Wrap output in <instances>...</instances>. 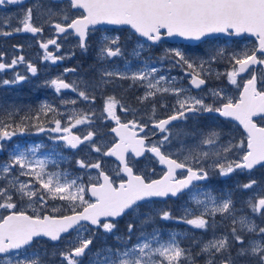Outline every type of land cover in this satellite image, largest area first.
<instances>
[{
  "label": "snow or ice",
  "instance_id": "1",
  "mask_svg": "<svg viewBox=\"0 0 264 264\" xmlns=\"http://www.w3.org/2000/svg\"><path fill=\"white\" fill-rule=\"evenodd\" d=\"M55 3L67 5L52 15L59 16V21L49 20L56 34H74L78 37V46L86 51L89 31L97 25H127L138 37L136 45L131 50V57L140 60V65L134 67L131 60H125L123 69L119 67L102 68L100 79L91 85L93 92L89 93L86 81L83 90L76 81L65 82L63 76H58L44 82L45 87H51L59 95L62 89H71L78 96L94 103L96 88L115 84L117 80H128L129 88H143V95L137 97L140 104L165 94L175 97L172 114L156 118V105H152V114L148 121L139 114L138 108L125 105L114 95L104 98L101 109L90 112H68L67 120L54 119L41 121V113L46 118L49 113L63 116L56 107L44 103L40 111L32 119L21 118L20 123L5 122L0 119V152L4 151V141H10L18 134L24 133L30 126L39 133H56L50 139L63 142L67 149L79 151L87 146L89 156L92 153L102 157H115L119 164L115 176L109 175L102 167V159L90 162L83 157L75 163L85 173L94 169L96 175H88V182L82 176H73L68 170L48 171V159L36 158L40 145L28 147L19 146L9 153L6 163L0 164V264H49L45 259L47 251L41 252L33 248L39 238H47L51 242L65 240V247L59 251L60 264H82V258L90 256V264H196L195 256L190 248L181 246L178 233H172L168 239H163L160 232L141 230L137 242L128 246L131 236L137 230L136 221L143 226L153 223L157 216L161 220H171L174 217L170 210L149 209L142 212L144 205L163 202L171 198H179L186 193L199 191L190 195L189 199L197 206L195 209L184 208V215L177 218L192 228L207 230L215 228V219L211 222L206 218L231 217L232 227L229 233L193 243L199 245L195 255L206 257L204 264H264V226H259L255 217L264 219V185L255 178L239 184L245 190L256 189V194L247 201L251 215L237 216L241 211L235 208L231 196L219 199L211 190L198 189L197 183L208 181L213 175L221 178L229 177L237 171L246 172L249 176L256 169H264V125L254 119L264 120V72L259 75L256 66H264V0H53ZM24 0H0V7L5 5H22ZM78 13V14H75ZM19 27L15 32H26L37 35L43 32L44 25L33 23V8L23 11L19 19ZM2 35H11L4 31ZM244 34L256 38V47L252 49L235 50L228 53L230 69L224 73H215L216 79L226 76L228 83L240 89L238 98L228 96L223 89H209L212 102L206 101L203 95H193L191 89L177 87L176 77H166L160 74V69L151 66L154 61L141 60L142 52L147 42L158 44L165 37H179L189 42L208 43L212 45L214 38L220 35L241 37ZM54 45L59 51L60 44L56 38L41 42L44 49V60L55 63L65 57L55 56L48 51ZM124 55L120 46V37L103 36L98 42L97 57L100 61H108L113 57ZM225 49L209 47L204 56L191 57L181 48L165 49L160 62L167 60L171 66H179L186 77H190L191 88L201 89L205 85V77L213 73L211 65L223 59ZM3 53H0V58ZM25 58H13L11 63L0 62V72L14 69L18 64H24ZM27 71L33 76L38 69L27 62ZM75 69H65L74 72ZM250 73L243 79L242 74ZM238 77L243 79L242 87ZM27 77L17 73L13 80H3L4 85L15 84ZM180 79H183L181 77ZM62 104L76 101L62 100ZM167 108L166 103L160 104ZM119 112L131 114L132 119L124 120ZM218 114L220 117L231 118L243 127L245 139L233 142L229 139L220 145L223 133L211 129L207 133L200 131V140L191 146H182L172 150V142L181 135L195 136L196 133L176 129L173 122L184 121L189 114ZM11 119L13 113H7ZM97 121L114 122L110 128L113 134L111 140L99 139L106 135L94 130ZM54 127H46V124ZM151 125L150 132L146 131ZM85 126L89 130L85 135H78L74 130ZM143 134V135H141ZM159 138L152 140V136ZM150 153L159 165L163 166L162 175L158 179H148L142 172L136 170L138 158ZM18 169V175L16 171ZM20 177H27L21 180ZM117 180L119 182L117 183ZM38 185V187H37ZM90 195L91 199H86ZM60 200L66 206L48 208L49 201ZM27 202V207L33 214L20 207ZM202 209V210H201ZM64 211L67 214L53 215ZM199 214H196V213ZM131 216L127 224V239L116 236L123 247H101L92 250L97 239L114 235L118 218ZM73 233L75 235H73ZM251 234L252 238L246 237ZM233 249L235 254L233 255ZM57 252L53 250L52 257Z\"/></svg>",
  "mask_w": 264,
  "mask_h": 264
},
{
  "label": "rangeland",
  "instance_id": "2",
  "mask_svg": "<svg viewBox=\"0 0 264 264\" xmlns=\"http://www.w3.org/2000/svg\"><path fill=\"white\" fill-rule=\"evenodd\" d=\"M40 8L43 10V15L41 16V22L45 24V21L49 20V17H51V12H53L54 10L51 6H46V4ZM62 8H65V7H60L56 9L55 11H59ZM19 19L20 18H17V20H14V21L18 22ZM105 35L109 37H117V36L120 37V46L124 50L123 56L113 57L108 61L98 60V57H97L98 42ZM50 38H54L53 36H51V33H41L39 38L36 37L31 41L33 42V44L35 42V46H40L41 42H47V40ZM73 41L75 40H73L72 36H66V37L57 39V42L60 44V47H62L61 53H59L60 50L58 52L57 51L52 52V49H56L54 45H52L53 46L52 49L48 50L52 52V54L55 56L65 57L64 59L60 60L61 64L60 63L58 64L57 61L56 63L52 64L51 61L44 60L45 51H43L44 49L42 48H40V50L38 49L37 51L33 49V51H28V53H24L22 56L25 58V63L18 65V70H19L18 73L24 76L30 75L31 84L33 86L41 85L42 87L44 86V82L46 80H51L53 78H56L62 75L63 78L65 79V82L72 83L73 81H76L78 84V87L82 90L85 87V85L83 86V83H80V81H83L82 75L77 73V70H76L77 68L81 66L80 63L76 64V61L78 59L92 60L91 65L84 64L83 74L86 75L85 78H90L93 75H95V73H92V74L88 73V72H92V70L94 69L96 72L98 69L99 74L102 68L119 67L123 69L125 60H131L134 67L140 65V60H136L130 55L131 50L136 45L137 38L134 37V35L129 30L92 31L89 33V37H88L89 47L87 48L86 51L81 50L78 46V42L74 43ZM168 48H181L182 50L186 51L189 55L191 54V52L188 49H183L182 47L176 46V45H168L167 43H161V45L159 46L151 47L147 44L145 50L142 52L141 60L149 59L151 61H154L155 63L152 64L151 66H155L159 68L160 74L165 75L166 77H176L177 78V83H176L177 87L183 86L185 88L191 89L189 86L190 77H186L183 70L179 66L173 67L170 65V63L167 60L163 62L159 61V58L162 55H164L165 49H168ZM203 51L205 50L202 48L199 50V52H196L195 54L202 55ZM60 61L58 60V62ZM27 62H31L37 67L38 69L37 75L33 76L31 73L27 71ZM92 62L94 63L95 66L99 64V68H96L97 66L93 68ZM66 68L75 69V71L65 72ZM212 69H213V73H211L208 77H205V78H208L210 82L214 84V86L208 87L202 93L193 94V95H203L205 96V98H212L209 92V89H223L219 85L220 83L219 79H216V76H215V73L217 72L221 73V71L220 70L218 71V69L214 70V68ZM181 77H183V79H180ZM124 81L128 82L126 87H124L125 88L124 90L127 91V90L133 89V88L128 87V85L130 84V81L128 80H124ZM117 82L118 81H116V83ZM21 83L22 81L19 83L13 84V86L15 87L19 86ZM119 84L120 83H118L117 85ZM1 85H2L3 93L6 91V87L10 86L9 84L6 86L3 83H1ZM45 88H47L46 92L48 93L46 95V92H45V97L43 98V100L39 102V105H38L39 111H40V106L44 103L51 104L56 108L59 106H62L59 112L65 115L58 116L57 119H62L64 121L67 120L66 114L73 109H76L77 111H84V112H90L93 109H97V110L101 109L103 106V100L105 98V97H96L95 102L90 103L88 101L82 100L78 96V94L76 92H73L71 89L65 92H61L58 95L53 88L51 87H45ZM89 88H92L91 85H89ZM105 88L111 89L112 85H106ZM114 88H119V87L114 86ZM134 88L139 89V87H134ZM143 92H144V89H142L140 96L143 95ZM126 95L116 96V97L123 102ZM128 97L129 99L132 100L133 97L135 96L133 95V93H129ZM98 99L101 100L100 105L98 104V101H97ZM17 100H18L17 97H14L13 100L10 97L5 98V99H0V119H3L5 122H8V123L12 122L13 116H15L17 112L19 113L26 106L25 103L23 104V107H21L20 104L16 105L15 102H17ZM62 100H67V101L75 100L76 103L75 104H72V103L62 104L61 103ZM13 101L15 102L12 103ZM207 102L211 103L212 99L207 100ZM146 103L150 104L151 109L154 103L156 105V110L161 112L162 115H165V114L171 115L172 106L175 103V97L172 95H167V94L163 96L158 95L154 101L149 100ZM161 103H166L168 107L161 108L160 107ZM125 105H128V104H125ZM7 113H13L11 119L9 118ZM191 118L194 123H197L198 120L196 121L197 119L196 117H191ZM108 123L109 121L104 122V123L97 121V124L94 130H97V131H100L106 134L99 139L111 140V136L108 132L109 128L107 127ZM214 127H216V130L219 129L218 124L215 122V119H209V123L205 124L204 127L202 124V126L199 128V131L196 133L195 136L182 135L186 138V139L185 138L182 139L184 141L179 140L173 143L178 146L177 149L182 146V143H183V146L185 147L194 145L201 138L199 135L200 131L207 133L209 130L214 129ZM88 130L89 129L87 127L80 126L78 130H74V131L78 135H85ZM28 131H29L28 133L24 132L22 134H18L17 136L13 137L10 141L3 142L5 145V149L0 154V164L6 163L8 161L9 153L16 146H19L21 149L26 150L28 147L40 145L41 147H39L36 152V158L48 159L50 161L48 164V169H47L48 171L68 170V172H70L73 176H82L83 181L85 183L88 182L89 174H91L93 177L96 175V172L94 169H90L88 170V173H85V171L83 169H79L75 163L76 159L80 157H83L84 159L89 160L90 162H95L97 158H100L98 154L96 153H92L89 156V149L86 145L83 148H81L78 152H71L69 151V149L65 148L63 145H60L58 141L49 138L50 136L54 137L55 136L54 133H48V132L39 133L36 131V129H31ZM226 143H227V140L221 137L219 144L224 145ZM100 159H102V167L104 168V170L109 175L115 176V172L117 171V165L113 161L108 160L105 157H102ZM144 163H146V166L149 165L147 161ZM137 166L138 164L135 165L136 168ZM257 173L259 175L258 180L259 178L262 177L261 179H263V183L261 184L264 185V169H259ZM16 174L18 175V169L16 171ZM241 174L242 173L237 171L236 173L226 178H221L218 175H213L210 178L209 183L198 186V189L211 190L213 195H215L218 198V200L226 198L227 196L230 195L232 200L234 201L235 208L238 210H241V211L236 212L237 216L245 215V214L251 215L250 210L248 209L247 204L245 202L250 196H254L257 190L255 188L252 190H245L241 187H238V185L245 183L249 179L254 178V177L252 175L249 176L247 173H243L242 174L243 177L238 179L237 175H241ZM20 179L27 180L28 178L20 177ZM190 195H196L198 198L203 199L202 196H199L198 190H193V193L191 194L187 193L179 197L178 201H176L177 204L172 205V206L166 207L165 204H162L160 202H156L155 204L144 205V207L142 208V212L148 211L149 209H166V210L171 211L172 216L174 218L171 220H161L159 219V216H157L153 223L143 226V229H141L140 222L139 220H137L136 221L137 230L135 234L131 236L128 246L130 247L131 244H134L137 242V236H139L141 230L146 231V232H152L153 229H156L160 232L162 238L165 240L168 239L170 234L178 233L179 234L178 240L180 241L181 246L184 248L191 249L193 255L195 256L196 264H204L206 257L204 255H200V256L195 255L197 252H199V245L194 244L193 241L196 240V241L205 242L211 239L213 234L219 236L221 234L229 233L232 227V224H231L232 218L231 217L225 218L219 214H217L214 218L211 216H208L206 218L210 222L213 219H215V228L210 227L207 230L195 229V228H192L190 225H187L179 221L177 218L184 215L185 207L192 208V209H195L197 207L189 199ZM86 199H88L87 196H86ZM60 206H66L65 202L56 200V201H49V204H48L49 209H51L52 207H60ZM20 207L26 209L28 213L33 214L32 209L27 207L26 201L20 203ZM52 214L62 215L66 213L64 211H61L59 213H52ZM196 214H199V213L197 212ZM130 220H131V216H125L123 219H121V221H119L117 224V229L115 230V234L108 235L106 237V242H105V237L102 234L101 237L97 239V241L95 242L94 247L92 248L93 252H95L96 249H99L105 246L112 247L113 249L122 248L123 245L119 241L116 240V236H124L127 239V224L129 223ZM255 221L259 226H264V219L255 217ZM73 235L75 234L73 233ZM246 238L251 239L252 238L251 234H249ZM64 247H65V240H61L56 244H51L47 241H36L33 244L34 249L39 248L41 252H44L45 250L47 251V256L45 257V259L49 261V264H60V257L58 253L61 249H64ZM53 250L57 252V255L55 257H52ZM232 251L234 255L235 249H233ZM82 264H90L89 255H86L82 258Z\"/></svg>",
  "mask_w": 264,
  "mask_h": 264
},
{
  "label": "flooded vegetation",
  "instance_id": "3",
  "mask_svg": "<svg viewBox=\"0 0 264 264\" xmlns=\"http://www.w3.org/2000/svg\"><path fill=\"white\" fill-rule=\"evenodd\" d=\"M45 4H46V6H51L54 11L60 7H67L66 3L65 4H61V3L55 4V3H52L51 0H24V3L22 5H5L3 7H0V33L4 32V31L12 32L11 35H7V36L0 34V53H3V57L0 58V62L11 63L12 59L17 58V56H13V55H9V54L15 53L19 50H26L27 52L33 51L34 46L30 49L27 46L23 45V43L25 41L30 42L31 40L34 39L35 36L32 34H29V33H25V32L13 31V29L20 26L19 21L15 22L14 20H17V18H20L22 16L24 10H26L29 7H32L33 8V23L37 26H40L41 24H43L41 22V16H42L41 14H43V10L40 7H43V5H45ZM51 19L54 21H59V16L52 15V12H51ZM43 25H44V30L42 33H51V36H53L54 38H56V39L61 38V37L55 36L53 28L50 26V24H47V25L43 24ZM64 36H62V37H64ZM256 44H257V41L255 39L214 38L212 41V45H210L208 43H200L196 46H187V49L191 52V54H190L191 57L204 56L205 53L207 52V50L209 49V47H211V46H215L218 48L225 49L224 58L217 61L219 63L214 62L211 65L212 68H214V70L218 69V71L220 70L221 73H224L230 69V64H229L228 55H227L228 53L235 51V50H242V49H249L250 50V49L256 47ZM202 48L205 50L202 52L203 53L202 55L195 54L196 52H199V50ZM61 49H62V47H60L59 50H61ZM54 51H57V49H54ZM4 58H5V60H4ZM96 66H97V68H99V64H97ZM16 68H18L17 65L15 66L14 69H5L4 71L0 72V99H3V90H2V85H1L2 80L3 79L10 80V81L13 80L15 78V75L18 73ZM256 69H257L258 75L261 72H264V66L257 65ZM242 77H243V79H247L250 77V73L242 74ZM94 78H96V74H95ZM243 79L238 77V81H239L241 87L243 84ZM205 80H206V83L204 86L201 87V89H194V88L190 87L192 94L202 93L208 87L214 86V84H212L208 78H205ZM219 81H220L219 85L223 88L226 95L238 98L240 89L237 88L236 86L229 84L226 76H222L219 79ZM9 85L10 86L6 85L8 88L6 87V92L4 93V96L6 98H9V95H11L13 97L17 96L18 86L15 87L11 83ZM139 89L142 92L143 88H139ZM141 92L133 93V95L135 97H133L132 102L129 103V105L132 106L133 108H138L140 116L144 119L145 122H147L148 117H149L148 113L152 114V109L150 108V104H147V103L140 104L139 101L137 100V97L140 96ZM211 99L212 98H206V101L211 100ZM117 112H118V115H120L122 117V119H124V120L132 119V115L130 113L125 115L124 113H121L119 111H117ZM157 114H158V110H156V116H157ZM191 117H193L192 114H189V118L187 120L179 121L178 124L174 125L173 130L182 128L186 132L197 133L199 131V128L202 126V124L204 127L205 124L209 123V119H215V122L218 124V127H219L218 130L223 133V135L221 136L223 139H225L227 141L229 139H232L233 142L238 143L242 139H245V137H246V135L242 132L241 128L235 122L230 120L229 118L220 117L214 113L213 114L204 113V114L196 115L195 116L197 118L196 121L197 120L198 121H197V123H194ZM156 118L157 119L163 118V116L162 117H156ZM254 119L257 121L258 124L264 125V120H262L260 117H256ZM107 126H109V130H110V128L114 127L115 124H114V122L109 121ZM150 128H151V125L149 124V129H146V131L149 132V135H151V133L149 131ZM214 129H216V127H214ZM141 135H143V134H141ZM190 136H192V135H190ZM158 138H159V134L151 137L152 140H156ZM182 141H184V140H182ZM175 146L177 147V145H175L173 143L172 144V150L176 149ZM146 161L149 163L148 166H146V163H144ZM137 164H138V166H137L136 170L138 172H142L149 179H158L159 176L162 175L163 169L159 166L158 162L155 161V158L152 157V155L150 153L146 154V156L143 157V159L138 160ZM140 164H142V165H140ZM258 171H259V168L256 169L252 173V176L255 179L258 178V173H257ZM242 173H244V172H242ZM240 176H242V174L237 175V177H240ZM178 199L179 198H177L175 200L167 199L166 201L162 202V204H165L166 207L172 206V205L177 204L176 201H178ZM93 247H94V245L92 246V248Z\"/></svg>",
  "mask_w": 264,
  "mask_h": 264
},
{
  "label": "trees",
  "instance_id": "4",
  "mask_svg": "<svg viewBox=\"0 0 264 264\" xmlns=\"http://www.w3.org/2000/svg\"><path fill=\"white\" fill-rule=\"evenodd\" d=\"M81 61H84V60L81 59ZM87 62H89V61H87ZM28 85H27V83H25L24 85L20 86V88H19L18 104H20L21 107H23V104L25 103L26 106L19 113L17 112L15 114V116L12 119V122L14 121L16 123H20L21 118H23V117L29 118L27 122L30 125L35 122L32 118L35 117L36 113L39 111V106H38L39 102L41 100H43V98L45 97V92H46L47 88L39 85V86H33V90H32V89H30V87ZM47 93L48 92H46V95H47ZM97 101H98V104L100 105L101 100L98 99ZM124 101L131 102V100L128 97H125ZM57 109H58V111H60L61 106L57 107ZM57 118H58V115H56L55 113H49L46 118L44 117V115L42 113L40 116L41 121H44L45 119H47L48 121H52V120L57 119ZM46 127H54V124H51V123L46 124ZM31 129H35V128L30 126L25 131V133H28L29 132L28 130H31Z\"/></svg>",
  "mask_w": 264,
  "mask_h": 264
},
{
  "label": "bare ground",
  "instance_id": "5",
  "mask_svg": "<svg viewBox=\"0 0 264 264\" xmlns=\"http://www.w3.org/2000/svg\"><path fill=\"white\" fill-rule=\"evenodd\" d=\"M23 45L27 46L28 48H32L34 46V44L32 43V41L30 42H27L25 41L23 43ZM81 64V66L79 68H77V73L81 74L82 75V79L83 81H86L88 83V85H93L94 83L98 82L99 79H100V74H99V71L97 69V72L94 70H92V72H88L89 74H92V73H95L96 74V78H93V77H90V78H85L86 75L83 74V69H84V64H87L89 65L88 62L86 61H81L79 62ZM91 65V64H90ZM93 68H95L96 66L94 64H92ZM97 68V67H96ZM118 82L115 83V84H108V85H112V88L111 89H106L104 85L103 88H96L95 89V96L96 97H106V96H109V95H114V96H124L126 94H129V93H138V92H141L140 89H136V88H133L131 90H124L126 87V85L128 84L127 81H124V80H117ZM118 83H120L119 85H117ZM85 84H83L84 86ZM115 87H119V88H114ZM84 89V88H83ZM82 89V90H83ZM89 93L92 94L93 92V89L92 88H89Z\"/></svg>",
  "mask_w": 264,
  "mask_h": 264
},
{
  "label": "water",
  "instance_id": "6",
  "mask_svg": "<svg viewBox=\"0 0 264 264\" xmlns=\"http://www.w3.org/2000/svg\"><path fill=\"white\" fill-rule=\"evenodd\" d=\"M130 28L129 26H127V25H107V24H104V25H97V26H95L94 28ZM131 29V28H130ZM132 30V29H131ZM133 31V30H132ZM247 35V37H249V38H255L254 36H250V35H248V34H246ZM75 36V35H74ZM220 36H224V35H220ZM76 38H78L77 36H75ZM224 37H227V36H224ZM242 37V36H241ZM241 37H236V38H241ZM162 41H167V42H170V43H180V44H188V45H192V44H196V43H198V42H189V41H185V40H183L182 38H179V37H171V38H169V37H165L164 39H162ZM148 43H150L151 44V42H148ZM160 43V42H159ZM152 45V44H151ZM155 45H157V44H155ZM63 90H65V89H63ZM218 115V114H217ZM230 120H232L231 118H229ZM232 121H234V120H232ZM177 121H175V122H173V124H175ZM234 122H236L238 125H239V123L237 122V121H234ZM241 128H242V130H243V127L241 126V125H239ZM243 132H244V130H243ZM56 134V133H55ZM246 134V133H245ZM57 135V134H56ZM59 142H61V141H59ZM61 143H63V142H61ZM108 158H112L113 160H115L118 164H119V161H117L116 160V158L115 157H108ZM161 166V165H160ZM162 168H163V166H161ZM201 182H205V181H200V182H196V183H201ZM89 197H90V195H89ZM90 199H91V197H90ZM118 219H120V218H118ZM39 239H47V238H39Z\"/></svg>",
  "mask_w": 264,
  "mask_h": 264
}]
</instances>
